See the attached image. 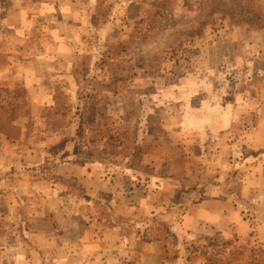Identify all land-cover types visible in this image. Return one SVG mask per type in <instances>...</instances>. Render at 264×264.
<instances>
[{"label":"rangeland","instance_id":"374dc122","mask_svg":"<svg viewBox=\"0 0 264 264\" xmlns=\"http://www.w3.org/2000/svg\"><path fill=\"white\" fill-rule=\"evenodd\" d=\"M0 264H264V0H0Z\"/></svg>","mask_w":264,"mask_h":264},{"label":"crops","instance_id":"0c3cea01","mask_svg":"<svg viewBox=\"0 0 264 264\" xmlns=\"http://www.w3.org/2000/svg\"><path fill=\"white\" fill-rule=\"evenodd\" d=\"M77 166L79 172L83 173V166L81 164H74ZM98 179V180H97ZM93 183L96 189H104L108 184L103 182V178L95 177ZM102 195L105 191H97ZM228 203L220 200L203 197L198 201L192 212H188L185 216L184 225L188 229H192L193 233L202 231L207 227V233L211 231L227 233L228 231H236V211L232 207L228 209ZM191 234V233H190Z\"/></svg>","mask_w":264,"mask_h":264}]
</instances>
